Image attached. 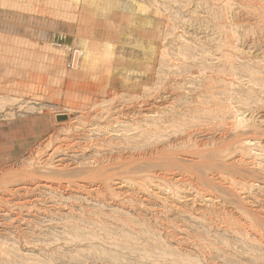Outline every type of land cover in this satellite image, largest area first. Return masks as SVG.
I'll return each mask as SVG.
<instances>
[{"label":"rangeland","instance_id":"rangeland-1","mask_svg":"<svg viewBox=\"0 0 264 264\" xmlns=\"http://www.w3.org/2000/svg\"><path fill=\"white\" fill-rule=\"evenodd\" d=\"M5 2L0 264H264V0ZM113 16L168 59L153 65L147 148L88 133L77 110L98 56L90 24Z\"/></svg>","mask_w":264,"mask_h":264},{"label":"bare ground","instance_id":"bare-ground-1","mask_svg":"<svg viewBox=\"0 0 264 264\" xmlns=\"http://www.w3.org/2000/svg\"><path fill=\"white\" fill-rule=\"evenodd\" d=\"M3 3L6 6L5 0ZM113 22L111 25L94 22L90 24V28L96 30V35H98V56L97 58L90 59V64L86 67L85 74L87 72L90 75H85L86 80L88 79V84H84L87 87L84 99L81 98V105L78 106L77 110H81V114H84V120L82 126H86L88 133L93 134L97 137L107 136L111 139L123 140L125 143H130L132 146H139L140 144L148 145L151 141L156 139L157 134L154 135L155 129L158 128L159 119L152 113L148 108L147 97L149 96V90L153 82V77L155 75L156 63L160 65L163 64L165 60V50L162 48L154 49H142L137 50V46L140 44V40L132 39L131 35V25L126 28V24L129 22L120 16H113L110 19ZM135 36L138 35L136 31ZM141 37L150 35L153 36L154 42H158L162 39L160 33L149 32L142 30L139 32ZM124 39V42L122 43ZM64 49L61 47L57 50L59 55L64 54ZM17 52V51H16ZM230 59V58H229ZM23 60V59H22ZM9 61V60H8ZM24 61V60H23ZM170 61V60H169ZM97 63H100L99 67ZM173 63V62H172ZM12 64V63H11ZM43 64V63H42ZM95 64L97 65L95 67ZM171 64V63H170ZM46 68V67H45ZM91 68H94L93 70ZM50 69V68H49ZM22 70V69H21ZM17 71V70H16ZM159 71V70H158ZM12 72V71H11ZM9 73V72H8ZM18 73V72H17ZM31 73V72H30ZM15 74V73H14ZM170 74V73H169ZM8 78V77H7ZM84 79V76H83ZM91 79V80H90ZM151 79L152 81L148 80ZM4 81V80H3ZM37 81V80H36ZM47 81V80H46ZM84 82V80H83ZM39 84V81H38ZM41 84V83H40ZM15 85V84H14ZM24 85V84H23ZM83 85V86H84ZM25 86V85H24ZM38 86V85H37ZM45 86V85H44ZM33 88V87H32ZM82 88V87H81ZM44 89V88H43ZM39 90V89H38ZM46 90V89H45ZM82 90V89H81ZM34 91V90H33ZM36 91V90H35ZM53 91V90H52ZM79 91V89H78ZM84 91V89H83ZM32 92V90H31ZM30 92V93H31ZM49 92V90L47 91ZM5 93V92H4ZM53 93V92H52ZM85 93V91H84ZM145 93V94H144ZM147 93V94H146ZM57 94V93H56ZM60 94V93H59ZM73 95V94H72ZM8 96V95H7ZM52 96V95H51ZM21 97V96H20ZM24 97V96H23ZM53 97V96H52ZM71 97V96H70ZM159 97V96H158ZM66 98V97H65ZM80 98V97H79ZM11 99V98H10ZM76 99V98H75ZM12 100V99H11ZM69 100V99H68ZM21 101V100H19ZM48 101V100H47ZM79 101V100H78ZM23 102V101H22ZM39 102V101H38ZM57 102V101H55ZM67 102V101H66ZM164 102V101H163ZM7 103V102H6ZM9 103V102H8ZM70 103V102H69ZM74 103V102H73ZM17 104V103H16ZM21 104V103H20ZM80 104V103H78ZM152 104V103H151ZM185 104V103H184ZM9 105V104H8ZM26 105V104H25ZM77 105V104H76ZM164 105V104H163ZM7 106V105H6ZM13 106V105H12ZM160 106V105H159ZM184 106V105H183ZM81 107V108H79ZM69 108V107H68ZM76 108V107H75ZM151 108V107H150ZM164 108V107H163ZM9 109V108H8ZM52 109V108H50ZM153 109V108H152ZM156 109V108H155ZM4 110V109H3ZM48 110V109H47ZM19 111V110H18ZM51 111V110H50ZM74 111V110H73ZM222 111V110H221ZM7 112V111H6ZM77 112V111H76ZM62 114V113H61ZM71 114V113H70ZM1 115V114H0ZM82 115V116H83ZM53 116V115H52ZM56 116V114H55ZM59 116V115H58ZM68 116V115H67ZM66 116V117H67ZM81 116V117H82ZM246 116V115H245ZM80 117V118H81ZM207 117V116H206ZM77 118V117H76ZM165 118V117H164ZM55 119V118H54ZM243 119V118H242ZM56 120V119H55ZM67 120V119H66ZM223 120V119H222ZM162 121V120H161ZM217 121H219L217 119ZM58 122V121H57ZM60 122V121H59ZM63 122V121H62ZM81 122V121H80ZM169 122V121H168ZM174 122V121H173ZM205 122V121H204ZM207 122V121H206ZM231 122V121H230ZM8 123V122H7ZM35 123L31 119H23L20 121V126H24V131L30 130L29 127ZM210 123V122H209ZM235 123V125H234ZM233 123L232 127L239 128L240 122L237 120ZM246 123V122H245ZM255 123V122H254ZM9 124V123H8ZM80 124V123H79ZM165 124V123H164ZM178 124V123H177ZM225 124V123H224ZM242 124V123H241ZM253 124V123H252ZM5 125V124H3ZM29 125V126H27ZM7 126V125H6ZM9 126H11L9 124ZM33 126V125H32ZM31 126V127H32ZM179 126V125H177ZM5 127V126H4ZM8 127V126H7ZM17 126H15L16 128ZM65 127V126H64ZM245 127V126H243ZM260 127V125H259ZM6 128V127H5ZM11 128V127H10ZM14 128V127H13ZM14 128V129H15ZM19 128V126L17 127ZM63 128V127H62ZM61 128V129H62ZM199 128V127H198ZM13 129V130H14ZM173 129V128H172ZM178 129V128H177ZM175 129V130H177ZM209 129V128H208ZM212 129V128H211ZM229 129V128H228ZM248 129V128H247ZM174 130V129H173ZM216 130V129H215ZM234 130V129H233ZM244 130V129H243ZM8 131V129H7ZM167 131V130H165ZM230 131V130H229ZM201 132V131H200ZM217 132V131H216ZM158 133V132H157ZM191 133V132H190ZM26 135V134H25ZM163 135V134H162ZM175 135V133H174ZM177 135V134H176ZM92 136V135H91ZM86 136V137H91ZM166 136V135H165ZM183 137V136H182ZM165 138V137H164ZM88 139V138H87ZM86 139V140H87ZM97 139V138H96ZM102 141L104 138H101ZM106 139V138H105ZM109 139V138H107ZM162 139V138H160ZM169 139V138H168ZM181 139V138H180ZM241 140L237 143L240 144L238 150L246 149L247 144H251L250 140ZM253 139V138H252ZM100 140V139H97ZM161 141V140H160ZM165 140L163 139V142ZM186 141V140H185ZM155 143V141H153ZM162 142V143H163ZM176 142V141H175ZM183 142V141H182ZM181 142V143H182ZM187 142V141H186ZM90 143V142H89ZM184 143V142H183ZM236 143V141L234 142ZM233 143V145H234ZM156 144V143H155ZM232 144V143H230ZM254 144V143H253ZM114 145V143H113ZM157 145V144H156ZM160 145V144H159ZM213 145V144H212ZM237 145V144H236ZM235 145V147H236ZM252 145V144H251ZM130 146V145H129ZM151 146V145H150ZM163 146V145H162ZM179 146V145H178ZM227 146V145H226ZM232 146V145H230ZM242 146V147H241ZM250 146V145H249ZM253 146V145H252ZM109 147V146H108ZM143 147V148H144ZM149 147V146H148ZM161 147V146H160ZM216 147V145H215ZM248 147V146H247ZM131 148V147H130ZM147 148V147H146ZM151 148V147H150ZM197 148V147H196ZM195 148V149H196ZM47 149V148H46ZM50 149V148H49ZM86 149V148H85ZM155 149V148H154ZM178 149V148H177ZM255 149V148H254ZM73 150V149H72ZM134 150V149H133ZM204 150V149H203ZM216 150V149H215ZM220 150V149H219ZM229 150V149H228ZM121 151V150H120ZM156 151V150H155ZM193 151V150H192ZM199 151V150H198ZM218 151V150H216ZM221 151V150H220ZM248 150L246 149V157ZM52 152V151H51ZM59 152V151H58ZM77 152V151H76ZM115 152V151H114ZM126 152V151H125ZM136 152V151H135ZM141 152V151H140ZM144 152V151H143ZM147 152V151H146ZM168 152V151H167ZM226 152V151H223ZM237 152V150H236ZM250 152V151H249ZM118 153V152H117ZM134 153V152H133ZM200 153V152H199ZM208 153V152H207ZM228 153V152H227ZM101 154V153H100ZM111 154V153H110ZM175 154V153H174ZM225 154V153H224ZM249 154V153H248ZM104 155V154H103ZM131 155V154H130ZM179 155V154H178ZM188 155V154H187ZM195 155V154H194ZM203 155V154H202ZM215 155V152L214 154ZM251 155V154H250ZM249 155V156H250ZM35 156V155H34ZM94 156V155H93ZM92 156V157H93ZM182 156V155H181ZM201 156V155H200ZM248 156V157H249ZM147 157V156H146ZM207 157V156H205ZM241 157V158H242ZM247 157V158H248ZM98 157L96 156V159ZM158 158V157H157ZM95 159V160H96ZM142 159V158H141ZM143 160V159H142ZM144 161V160H143ZM165 161V160H164ZM167 161V160H166ZM57 162V161H56ZM73 162V161H72ZM173 162V161H170ZM198 162V161H197ZM81 163V162H80ZM126 163V162H125ZM234 163V162H233ZM99 164V163H98ZM239 164V163H238ZM250 164V163H249ZM72 166V165H71ZM247 166V165H246ZM261 166V165H260ZM79 167V166H78ZM80 168V167H79ZM188 168V167H187ZM249 168V167H248ZM257 168V167H256ZM27 169V168H26ZM260 169V168H259ZM27 173V172H26ZM9 174V173H8ZM11 174V173H10ZM30 174V173H29ZM26 175V174H25ZM220 175V174H219ZM28 176V175H27ZM221 176V175H220ZM187 177V176H186ZM190 177V176H188ZM224 178V177H223ZM35 179V178H34ZM192 179V178H191ZM224 180V179H223ZM163 181V180H161ZM229 181V180H228ZM232 181V180H230ZM229 181V182H230ZM124 182V181H123ZM139 182V181H138ZM165 183V182H164ZM191 184V183H190ZM139 185V184H138ZM163 185V184H162ZM166 185V183H165ZM167 186V185H166ZM229 186V185H228ZM168 187V186H167ZM160 188V187H159ZM244 189V188H243ZM168 190V189H167ZM150 191V190H149ZM235 191V190H234ZM197 193V192H196ZM240 193V191H239ZM149 194V193H148ZM200 195V194H199ZM175 196V195H174ZM152 197V196H151ZM54 198V197H53ZM74 200V199H73ZM45 202V201H44ZM78 202V201H76ZM248 219V218H247ZM65 220V219H64ZM51 221V220H50ZM251 222V221H250ZM253 224V223H252ZM63 232V231H62ZM69 235V234H68ZM79 235V234H78ZM75 236V235H74ZM89 238V237H88ZM90 239V238H89ZM69 240V239H68ZM4 243V242H3ZM8 243V242H7ZM14 243V242H13ZM67 243V242H66ZM17 244V243H16ZM72 245V244H71ZM118 245V244H117ZM113 247V246H112ZM112 249V248H111ZM80 250V249H79ZM103 250V249H102ZM101 250V251H102ZM118 250V249H117ZM94 251V250H93ZM81 252V251H80ZM4 253L0 249V256ZM103 253V252H102ZM116 254V253H115ZM140 254V253H139ZM146 256V255H145ZM114 257V256H113ZM145 258V257H144ZM1 260L0 262L4 261ZM8 261V260H7ZM98 261V260H97ZM103 261V260H102ZM80 264V263H79Z\"/></svg>","mask_w":264,"mask_h":264},{"label":"water","instance_id":"water-1","mask_svg":"<svg viewBox=\"0 0 264 264\" xmlns=\"http://www.w3.org/2000/svg\"><path fill=\"white\" fill-rule=\"evenodd\" d=\"M67 119V117L65 115H59L56 117L57 121H65Z\"/></svg>","mask_w":264,"mask_h":264}]
</instances>
